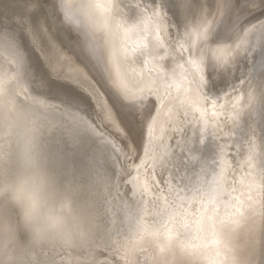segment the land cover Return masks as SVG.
I'll return each mask as SVG.
<instances>
[{
  "label": "snow or ice",
  "instance_id": "snow-or-ice-1",
  "mask_svg": "<svg viewBox=\"0 0 264 264\" xmlns=\"http://www.w3.org/2000/svg\"><path fill=\"white\" fill-rule=\"evenodd\" d=\"M45 2L20 0L24 5L20 15L8 24L0 21V50L8 53L12 57L10 62L16 65L14 75L0 79V90L7 87L17 97L21 94L17 88L27 99L28 87L36 90L50 87L47 80L35 76L28 68L21 45L22 37L27 35L34 47L41 42L54 46L49 26L36 15ZM59 8L63 12L62 23L75 26L82 37L80 43L87 46L117 88L126 109L117 120L109 107L101 105L99 118L111 128L113 136L98 130V125L81 115L84 109L70 94H63V107L41 102L39 115L51 129L59 130L51 139L54 154L63 164L69 155L78 158L82 165L79 177L83 180L93 171L101 172L99 165L103 159L110 157L115 162V155L130 158L129 153L135 151L132 143L125 145V151L117 139L127 141L133 124L147 127L145 156H149L152 132L161 117V112L156 111L157 104L167 110L166 114L173 112L168 107L173 105L178 112L176 119L192 115L187 124L197 123L195 114L203 116L206 106L215 115L218 108L227 104L229 116L225 124L232 125L228 132L222 128L209 131L205 123L198 136L177 142L179 152L174 156L158 158L165 171L169 165L176 169L166 182L170 198H164L163 205L152 201L151 209L148 207L143 195L150 193L151 188L147 181L139 182L138 176L129 183L135 189L133 197L140 199L114 205L115 197H105L98 234L103 242L95 243L88 251H72L87 254L89 264H128L129 254L115 237L127 235L137 224H149L157 226L155 242L137 247L134 253L137 264H158L161 256L167 259L168 244L175 233L181 229L190 232L194 227L223 233L230 245L235 244L253 257L258 223L264 236V19L257 17L258 23H251L246 17L254 10L264 17V0H60ZM169 12L175 17L174 23ZM97 33L119 38L112 45L115 73L105 60L104 50L97 47ZM130 37H135L131 43ZM241 61L251 65L243 79L237 78L241 85L246 82L242 91L232 82ZM125 65L154 67L147 73L140 72L147 83L133 92L118 79L119 70ZM173 88L183 96L178 104ZM49 108L58 109L62 118H49L46 114ZM245 114L248 118L241 123ZM219 134L227 137L223 145L215 142ZM234 137L237 157H242L236 168L225 159L228 141ZM205 138L209 140L207 146ZM141 166H137V172ZM229 169L233 173L239 171V176H230ZM104 177L109 188V179ZM173 180L177 183L173 184ZM44 249L37 254L41 264L48 253L56 252L55 248H47V253ZM95 249H100V255L106 259H97Z\"/></svg>",
  "mask_w": 264,
  "mask_h": 264
},
{
  "label": "clouds",
  "instance_id": "clouds-1",
  "mask_svg": "<svg viewBox=\"0 0 264 264\" xmlns=\"http://www.w3.org/2000/svg\"><path fill=\"white\" fill-rule=\"evenodd\" d=\"M52 130L35 107L0 90V264H41L42 248L88 251L102 228L106 178L93 171L85 181L66 172L53 152ZM157 231L137 224L119 239L128 264H137V247L153 244ZM168 253L158 264H256L207 227L178 230Z\"/></svg>",
  "mask_w": 264,
  "mask_h": 264
},
{
  "label": "bare ground",
  "instance_id": "bare-ground-1",
  "mask_svg": "<svg viewBox=\"0 0 264 264\" xmlns=\"http://www.w3.org/2000/svg\"><path fill=\"white\" fill-rule=\"evenodd\" d=\"M76 2H78V0H76ZM50 3H52V2H50ZM59 3H60V0H53L52 4H50V5L45 4L43 6H46V8L48 10H53V11H59L60 10V11H62L59 8ZM53 5H56V7L54 8ZM23 8H24V5L22 3H20V0H0V21H3V23L8 24L9 20L11 21L13 18L18 17L20 15V13L23 11ZM52 14H54V13H52ZM62 14H63V12H62ZM36 15H37L38 19L43 20L41 17L42 16L41 10L38 11L36 13ZM54 16H55V14L53 15V17ZM168 16L171 17V19L174 23L175 17L172 16L171 12L168 13ZM251 16H253V17H251ZM257 17L264 19V17L260 16L259 10H254V12L252 14H249L246 17V19L248 21H250L251 23H258V20L256 19ZM172 31L174 32L175 29L173 28ZM70 34H71V32H70ZM25 37H27L28 40L27 39L26 40L29 43H31L32 46L31 45L30 46L33 47L32 49H34L36 51L34 53L35 59L38 60L42 65L43 64L46 65V67L49 68L50 73L52 75L57 74V75L63 77L62 75H65L67 72H69L70 69L66 68L64 66V64H62V62L59 61V57L57 56V54L52 52V49L46 44V42H41L39 47H34L32 42H31L30 37H28L27 35H25ZM117 39H119V38L112 37V36L102 34V33H97V36H96L97 47L104 50L105 60L108 64V66L113 68L114 73L116 71V68H115L114 58L112 55V45ZM134 39H135V37H130L129 43H131V41ZM71 42L69 44H72ZM74 43H76V42H74ZM22 44L23 43H21V45ZM79 45H81V44H79ZM22 48L24 49L23 45H22ZM24 51H25V49H24ZM184 55L187 56L188 53L184 52ZM256 59L258 60V57H256ZM10 61H12V57L8 53L4 52L3 50H0V79H3V78H6L7 76H12L15 74L16 65L14 62H10ZM26 62L28 63L27 55H26ZM180 63H183V61H180ZM246 64H247V66H246ZM250 66H251L250 63L245 62V61H241L238 65V70L234 71V73H233L232 82L235 83L238 87H240L241 91L243 90V87L246 86V82H245V85H241L240 79H243L244 74L248 71V68ZM76 67L79 70H82L83 74L90 76V73L83 66L78 65ZM153 67H154V65H145L143 67V69H141L138 65H125L124 67L120 68L118 79L122 80L131 91L135 92L139 88L144 87L145 84L147 83V81L144 79V76L140 75V72L143 71V72L147 73V71H149ZM133 69H135V71ZM98 70H99L98 73H99L101 79L98 78V81L100 80V82H99V84H97V86L99 87L98 88V90H99L98 95L99 96H97L98 97L97 102L100 104V106L106 105L107 107H109L112 110V112L116 115L117 120H119L121 117V114L126 111V109L124 107V101L121 99L120 93L118 92L117 88L113 85V83L110 81V79L106 76L105 72L102 71V69L99 65H98ZM79 76H81V75H79ZM95 76H96V74H95ZM80 78L83 79L82 77H79V79ZM237 78H240V79H237ZM12 83L15 84V81H13ZM83 83L84 82H82L81 84H83ZM49 84H50V82H49ZM11 86L12 85H9V87H11ZM25 86L27 87V85H25ZM63 86H64V84H63ZM76 87H77V85H76ZM56 88H58V87H56ZM55 90H57V89H55ZM63 90H64V88H63ZM227 90L230 92L231 88L229 87ZM16 91L21 93L17 97V99L19 101H23L27 104H31L33 107H35L37 109V111L41 110V102H43V104H47V105H59V106L63 107L59 100L50 99L49 97L45 96V94L34 91V89L31 87H28V98L27 99L25 98V93L20 88H17ZM171 91H172L173 95L178 97L177 102H175L176 104H178L179 100L183 99V96L181 95V93L176 92L175 88L171 89ZM53 92H56V91L53 90ZM91 95H94V94H91ZM220 103L226 104V101H220ZM168 107L173 108V112L171 114H166V112H167L166 109H162L159 104L156 105V111L161 112V117H160L159 123L154 127L153 132H152V136H151V139H152L151 149L152 150L149 153V156H147V157L145 156V148L148 146V141H149L148 129L146 126L142 127L138 124H133L131 135L128 137L127 141L117 139V142L120 144L121 148H123L125 151H127V148L125 147V145L128 142L132 143V146L135 149V151L129 153L130 158L125 159L119 155L112 154V155H115V162L110 157L107 159H103L101 161V163L99 165L100 170L109 179V188H108V193H107L106 198L112 199L113 197H115V199H112V203L114 205L120 204L124 201H127L130 203L134 199H140L139 196L133 197V195H132V193H133V191H135V189H134L133 185L131 183H129V181L132 180L133 177L138 176L139 182H141V183L144 181H147L149 185L151 183L154 184L155 181L153 180V177L155 176V168L159 165L157 160L159 157H165V153L170 150V149L168 150V148H169L168 130L170 129L171 125L174 126L178 122L177 121L178 119H176V117L178 115L177 109L171 104L168 105ZM228 107L229 106L226 104L225 108H218L216 110L215 115H213V110L211 109L210 106H206L207 111L205 112V114L203 116H200L199 113H196L195 116L198 118L197 123H199L197 131L199 132L201 129H203L205 123L208 124L209 131H213L217 128H221L222 124H220L219 121L221 120L222 116H224V118L228 119L229 112L226 110ZM91 109H92V107H91ZM91 109H89V110H91ZM101 111H102V109H100V113H101ZM83 112H85V111H83ZM46 114L49 116V118L54 119V120H60L62 118L59 110L55 109V108H49ZM81 115H83V113H81ZM153 115H155V112L153 113ZM190 116H192V115H190ZM247 118L248 117L246 114L243 115L241 117V123L243 122V120H246ZM88 119L91 120L93 124L99 126L98 130H102L106 135L112 134L113 136H115V134L112 133L111 128L108 127L107 125H105L100 120V118H99L100 122L95 120V118H92V119L88 118ZM177 124H179V122ZM182 124H183V122H182ZM121 126L123 127V124ZM230 127H232V125H230ZM191 128H193V127H191ZM196 129H197V127H196ZM176 132H178V131H176ZM58 133H59L58 129H53L51 139L54 136L58 135ZM219 135H223V134H219ZM218 141H219V139H217L215 142L223 145V143H221L222 142L221 140H220L221 142H218ZM208 143H209L208 138H205L204 145H206ZM237 147H238V145H236V150H235L236 155H237ZM228 149H227V151H228ZM173 150L174 149H172V151ZM154 158H156V159H154ZM168 158H169V156H168ZM237 158L242 159V157H237ZM225 159H227L229 161V163H231V160H230L228 154L226 155ZM131 160L134 161V163H129V161H131ZM142 162H146L144 164V166H141ZM81 166L82 165L80 164V161L78 160V158H75L71 155L66 157L64 168H65L66 172H68L70 175L79 176ZM137 166H141L139 168V172H137ZM164 173H165V171H164ZM236 176H239V171H237ZM154 179H155V177H154ZM153 194L154 193L151 190L150 193H144V195H143V199L147 202L148 207L150 209H151V202H152L150 200V197ZM158 194H159V192H158ZM157 197H159V196H157ZM162 201L164 203V199ZM160 204L163 205L162 203H160ZM148 222L150 224L152 223V219L150 216L148 217ZM115 238L121 239V237H115ZM255 241H256V247H255V253L253 255V259L255 260L256 264H264V236H262V234H261V231L259 228V223H258L256 235H255ZM102 242H103L102 238H97V240L95 241V243H102ZM44 251L47 253L48 252L47 248H45ZM100 251H101L100 249H95L94 254H95L96 258L99 260L106 259V257L100 255ZM110 256H111V253H109V257ZM44 262H45V264H48V262H50V264H89V258L87 256V254L81 255L75 251H71V252L56 251L53 253H48L44 257Z\"/></svg>",
  "mask_w": 264,
  "mask_h": 264
},
{
  "label": "rangeland",
  "instance_id": "rangeland-1",
  "mask_svg": "<svg viewBox=\"0 0 264 264\" xmlns=\"http://www.w3.org/2000/svg\"><path fill=\"white\" fill-rule=\"evenodd\" d=\"M50 2L53 3V0H46V2L43 5H45V4H47V5L52 4ZM41 11H42V16L41 17H42L43 21L45 20V22L49 26V30H50L51 37H52V39L55 42L54 43V46H49L47 44V42H46V44L52 49V52H54V53L57 54V56L59 57V61H61L62 64H64V66L66 68H69L70 70L65 75H62L63 77H61V76H59L57 74H53L52 75L50 73L49 68H47L46 65H44V64L42 65L38 60L35 59L34 53L36 51L34 49H32L33 47H31L32 46L31 43H29L27 41L28 40L27 37L23 36L22 39H21V43H23L22 45H23V47L25 49V53L27 55V59H28L27 66H28V68L31 69V71L33 72V74L35 76H37V77L40 76L42 79L47 80L48 82H50V84H49L50 85V87H49L50 89L48 88V89H45L43 91L42 90H36V89H34V91L39 92V93H42V94H45V96L49 97L50 99L59 100L60 102H61V100L63 98V94H70V95H72L73 97L76 98V100L79 102L80 106L83 109L85 108L84 109L85 112H82L84 116L88 117L90 115L88 118H90V119L95 118V120H97L98 122H100L99 121V116H100L101 106L97 102V98H98L97 96H99L98 95V93H99L98 92L99 91L98 88L99 87L97 86V84H99V82H100V80L98 81V78L99 79H101V78H100V75L98 73L99 72V70H98V64L96 63V60H95L94 56L89 52L87 46L82 45L80 43V41L82 40V37L75 30V26L74 25H68L66 23H62V21H63L62 11H60V10L59 11L48 10L46 8V6H42ZM52 13L55 14L54 17H53L54 14H52ZM252 13H250V14H252ZM251 17H253V16H251ZM8 22L10 23V20ZM70 32H71V34H70ZM70 42L72 44H69ZM74 42H76V43H74ZM79 44H81V45H79ZM78 65L79 66H83L85 69H87V71L90 73V76L89 75H86V74H83L82 73V70H79L76 67ZM95 74H96V76H95ZM79 75H81V76H79ZM79 77H82L83 79L80 78L81 79L80 80ZM82 82H84V83L81 84ZM63 84H64V86H63ZM76 85H77V87H76ZM56 87H58V88H56ZM63 88H64V90H63ZM55 89H57V90H55ZM53 90L56 91V92H53ZM91 94H94V95H91ZM91 107H92V109H91ZM89 109H91V110H89ZM189 117L178 119L177 121L179 122V124L180 123L181 124L179 125V124H177L178 123L177 122L176 125H174V126L171 125L170 126V129L168 130V145H169L168 150L169 149L171 150V151H168L169 158H171L173 154L175 155L177 152H179V149L175 146V145H177V141L178 142L179 141H182L183 139H185L186 137H189V136L195 138L199 134V132L197 131L198 130L199 123H194V124H189V125L186 123V121L188 119H191L192 118V116H189ZM227 120H228L227 118H224V116H222L221 120L219 121V123L222 124V127L221 128L224 130V132H226V131L228 132L229 128H231L230 127V125H231L230 123H228L227 125L225 124V121H227ZM182 122H183V124H182ZM177 126L178 127L180 126V127L178 128ZM191 127H193V128H191ZM196 127H197V129H196ZM176 131H178V132H176ZM235 139H236V137H234L233 140L228 141V143L230 144V147H229V149L227 151V154H228V156H229V158L231 160V163L230 164L233 166V168H236L237 167V160H238L237 155H236V152H235V150H236V144L234 142ZM225 140H227V137H225L224 135H219V141L218 142H221V143L224 144L225 143ZM207 145L208 144H206L204 146H207ZM172 149H174V150L172 151ZM168 156L167 157L165 156V159H169ZM129 163H134V161L131 160V161H129ZM168 167H169V170L168 171L163 170L162 167L160 166V164L155 168V176H154L155 177V179H154V181H155L154 184L155 185L153 183H151L149 185L150 188H151V190L154 193L150 197V200L151 201L154 200V201H157L158 203L164 204L162 200L165 197L168 198L170 196V194L166 190V188H167L166 182L168 181V179H170V177L172 176V174H174L176 172V169L175 168H172L171 165H169ZM164 171H165V173H164ZM236 174H237V171L235 173H233L232 170L229 169V175L230 176L231 175H236ZM172 183L173 184H176L177 181L176 180H173ZM157 184L159 185V191L156 190L157 189ZM158 192H159V194H158ZM156 195L159 196V197H157ZM157 198H160V199H157Z\"/></svg>",
  "mask_w": 264,
  "mask_h": 264
}]
</instances>
